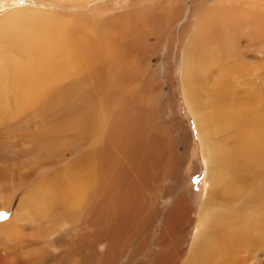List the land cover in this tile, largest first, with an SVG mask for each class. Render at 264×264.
<instances>
[{"label":"bare ground","instance_id":"obj_1","mask_svg":"<svg viewBox=\"0 0 264 264\" xmlns=\"http://www.w3.org/2000/svg\"><path fill=\"white\" fill-rule=\"evenodd\" d=\"M192 3L182 86L211 185L187 255L183 244L195 213L187 181L194 167L184 175L170 141L156 133L160 96L144 80L149 51L185 6L132 0L128 13L104 24L91 23L92 12L31 10L7 15L12 22L0 27V210L31 181L14 213L0 220V264L55 263L56 254V264L251 258L239 247L264 237V93H255L249 78L264 75V0ZM161 179L172 191L164 211L157 207ZM239 200L257 212L248 218ZM25 235L34 244L31 258L21 256ZM256 252L262 255L254 254L256 264H264V251Z\"/></svg>","mask_w":264,"mask_h":264},{"label":"rangeland","instance_id":"obj_2","mask_svg":"<svg viewBox=\"0 0 264 264\" xmlns=\"http://www.w3.org/2000/svg\"><path fill=\"white\" fill-rule=\"evenodd\" d=\"M182 2L185 6L183 11L184 14L180 19L173 21L168 26L165 35L162 36L155 50L149 51L150 53L146 63V67H149V73L145 75L144 80L148 85L152 86L151 89L153 93L160 96L158 98V103H160L158 104L154 116L156 133L160 134L162 138L164 137L170 141V146L174 148L176 156L178 154L179 160L183 163L182 172L184 175L188 174L190 169L194 167L193 175L191 174L187 181L188 194L192 198L191 203H193V208L195 209V213H193V222L189 227V234L186 238L187 241L183 244V250H186L185 254L187 255L188 247L198 233V211L202 208L203 199L205 198L211 182L208 177V159L203 152V142L198 133L192 110L185 99L182 86V60L184 50L192 34V23L189 20V16L194 0H182ZM195 3L197 4V1ZM131 6L132 0H88L86 3H84L83 0H0V27H3V24L12 22V19L7 17V15L13 14L12 17L15 18L16 15L32 14L31 10L42 16L52 15V13L56 12L64 15L74 14V17H78L82 13L92 12L93 15L90 17L87 16L90 18L89 20L91 23L104 24L110 22L113 18L124 16L126 12L128 13L131 10ZM16 10L24 11L12 13V11ZM148 41L153 44L155 39L151 36L148 38ZM242 59L247 64L251 65L250 67H258L259 63H255V59ZM263 77H260V75L257 77L256 74L249 77L252 81L251 84L254 86L255 93H264ZM243 84L242 81L235 80L234 85L236 89L242 91L245 90L246 87L245 84L244 86ZM218 139L219 137L217 138L219 142ZM11 181L10 183H13V180ZM257 182L259 181L257 180ZM30 184L31 181H28L23 185V188L17 189L16 192L12 194L13 197L12 195L9 197V199L12 197L9 204L5 208H3V206V209L1 208L0 210V220L14 213L18 206L17 203L23 194L30 188ZM1 192L2 190L0 188V197L4 199V194ZM171 192L170 182L161 179L157 184L156 192L158 194L157 207L160 211H164L166 206L171 203ZM251 193L252 191L247 189L245 192L246 199L250 198ZM1 198L0 203L3 200ZM239 205L244 208V214L248 218L258 210L257 206L250 202L245 206L243 200L237 202V208H240ZM72 234H74V232ZM52 237V235L49 236L50 240ZM28 238L30 239L29 236L25 235V240H28ZM258 239L256 243H247L239 247L240 255H242V252L247 253L248 256L252 255L246 264H256V257H254V254H257L258 258L262 257V255L256 251H264V237ZM27 240L23 242L22 247H20L21 256L25 255L31 258V256L34 255V244L27 243ZM50 242L51 241L46 240L41 244L44 246L46 245L45 247L47 248ZM63 242V239L58 241V243ZM69 245L70 242L68 243V246ZM52 261L53 260L45 258V260L38 264H52ZM54 262L53 264L57 263V254ZM119 264H124V260Z\"/></svg>","mask_w":264,"mask_h":264}]
</instances>
